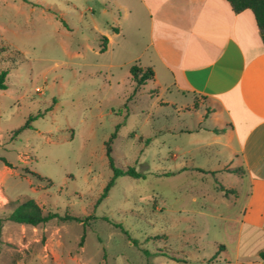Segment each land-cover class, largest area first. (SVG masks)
Returning <instances> with one entry per match:
<instances>
[{
  "label": "rangeland",
  "instance_id": "1",
  "mask_svg": "<svg viewBox=\"0 0 264 264\" xmlns=\"http://www.w3.org/2000/svg\"><path fill=\"white\" fill-rule=\"evenodd\" d=\"M145 14L137 0H0V264H235L249 179L205 145L202 106L133 80ZM111 159L143 178L103 197ZM26 200L58 217L11 222Z\"/></svg>",
  "mask_w": 264,
  "mask_h": 264
},
{
  "label": "crops",
  "instance_id": "2",
  "mask_svg": "<svg viewBox=\"0 0 264 264\" xmlns=\"http://www.w3.org/2000/svg\"><path fill=\"white\" fill-rule=\"evenodd\" d=\"M137 2L148 17L142 68L197 115L196 105L204 108L198 132L212 135L205 145H217L249 179L248 201L233 222L235 264H256L264 252V45L255 16L236 13L229 0Z\"/></svg>",
  "mask_w": 264,
  "mask_h": 264
},
{
  "label": "trees",
  "instance_id": "3",
  "mask_svg": "<svg viewBox=\"0 0 264 264\" xmlns=\"http://www.w3.org/2000/svg\"><path fill=\"white\" fill-rule=\"evenodd\" d=\"M233 10L236 13H241L245 10H250L255 16L258 28L260 30L262 43L264 45V0H229ZM117 30V29H116ZM106 41L103 47V50L105 51L107 48V38H104ZM8 48V47H7ZM8 49H4V51H7ZM18 53V52H16ZM15 54V51L14 53ZM16 57L12 58L11 60L15 59ZM10 60V62H11ZM10 73L9 68H5L0 70V90L7 89L8 85L6 83L8 74ZM131 75L133 77V80L137 84L138 87L144 86L148 81L154 80V71L152 68L146 67L142 68L140 66H134L131 69ZM33 121V118L29 119V122L25 124L23 127L19 128L16 132H14L15 135H17L19 132H21L24 129L30 128L29 123ZM115 138L112 137V139L107 143V152L108 155L111 154L112 151V140ZM111 166L114 169V177L108 184L107 188L105 189V193L103 197H106L110 188L115 185L116 180L120 176H130L135 179L143 178V175L138 173L134 168L129 167L127 169H118L114 167V162L111 159ZM58 217L57 214L54 213H45L44 209L34 200H26L23 202L16 203L15 208L9 215V220L11 222L22 224V225H30V226H39L42 224H46L50 222L53 219H56ZM75 220V219H73ZM261 259L264 261V252L260 254Z\"/></svg>",
  "mask_w": 264,
  "mask_h": 264
}]
</instances>
